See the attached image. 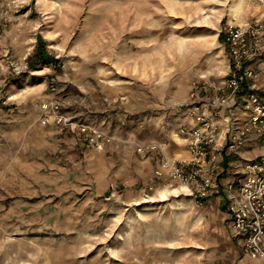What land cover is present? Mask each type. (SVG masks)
Wrapping results in <instances>:
<instances>
[{
  "label": "rangeland",
  "instance_id": "1",
  "mask_svg": "<svg viewBox=\"0 0 264 264\" xmlns=\"http://www.w3.org/2000/svg\"><path fill=\"white\" fill-rule=\"evenodd\" d=\"M237 5L263 9L246 0H0V264H243L224 199H198L162 167L187 150L193 82L203 71L224 79L207 70H222ZM40 39L55 60L31 66ZM139 57L160 58L157 76L140 72ZM56 103L73 124L55 122ZM75 122L111 142L88 144ZM145 143L160 154L140 155Z\"/></svg>",
  "mask_w": 264,
  "mask_h": 264
},
{
  "label": "built area",
  "instance_id": "2",
  "mask_svg": "<svg viewBox=\"0 0 264 264\" xmlns=\"http://www.w3.org/2000/svg\"><path fill=\"white\" fill-rule=\"evenodd\" d=\"M263 6L259 17L245 24H228L223 41L229 56V72L221 83L201 77L194 81L185 111L192 126L184 135L187 157L164 158L162 167L191 189L198 199H224L233 239L242 253L264 264V78L254 64L264 54V0H246ZM55 122L74 123L54 104ZM76 129L92 146L111 142L101 128L76 123ZM222 132H224L222 134ZM249 143L262 148L246 161L243 176L223 182L227 156L238 154ZM146 157L160 154L159 145H137Z\"/></svg>",
  "mask_w": 264,
  "mask_h": 264
},
{
  "label": "crops",
  "instance_id": "3",
  "mask_svg": "<svg viewBox=\"0 0 264 264\" xmlns=\"http://www.w3.org/2000/svg\"><path fill=\"white\" fill-rule=\"evenodd\" d=\"M243 1L245 2V0H243ZM262 11H263V9L260 12L252 11V12L249 13L244 6L240 7V6L237 5L234 8L233 15L229 18V23L230 24H245V23L253 20L254 18L259 17V15L261 14ZM221 52L222 51H220L219 54H221ZM222 54H223V57H225V59L222 60V63H223L222 67H221L222 70H218V69H220L218 67H213V70H207V71L210 72V73H213V74H220L221 73V74H223L222 75V79H223V77L225 78L226 75L229 72V64L230 63H229L228 52H224ZM261 57H262V59L257 61L254 64V66L256 68H258V70H260L262 75L264 76V54ZM139 58H140V60H139L140 72L143 75H145V76L147 74L149 76H152V77L153 76H157L158 69L160 68V66L158 65V63L160 61V58L159 57H139ZM212 58L213 57H210V61L208 60L209 67H210V65H212V61H215V60H212ZM184 59L189 61L190 57H184ZM187 61H185V62H187ZM192 72H193V74H195L194 71H192ZM203 72H204L203 75L202 74L198 75L199 79L201 77H205L206 78V73H205V71H203ZM222 81L223 80H221L220 83ZM215 82L217 83V81H215ZM260 83L262 85H264V78H262L260 80ZM188 122H189V127L192 126V122H191L189 116H188ZM73 129H75V127H73ZM223 133L224 132H222V134ZM261 150H262V148L259 147L258 145H256L255 143H249L238 154H233V155L227 156L226 160H225V163H224L225 172L223 174L224 177L222 178L223 182L225 183V182H228L230 180L238 179V177L243 176V174L241 172H244L245 169H244L243 163L242 162L239 163L238 159H244L245 162H246L247 160H250V159L256 157L260 153ZM181 155H183L184 157H187L188 156V151L186 150V152L179 153V156H181ZM249 155H253V156L252 157H247ZM230 169L231 170H235L236 169V171H235V173H233V176H230L227 179L225 177V173H228L230 171ZM224 180H226V181H224ZM224 209H225V204H224ZM225 212H226V215H227V220L229 221V216L227 214L226 209H225ZM229 227H230V222H229ZM230 230H231V228H230ZM243 264H262V261L251 259V258H249L248 256L245 255V258L243 260Z\"/></svg>",
  "mask_w": 264,
  "mask_h": 264
},
{
  "label": "trees",
  "instance_id": "4",
  "mask_svg": "<svg viewBox=\"0 0 264 264\" xmlns=\"http://www.w3.org/2000/svg\"><path fill=\"white\" fill-rule=\"evenodd\" d=\"M55 60L53 57H50L47 55V53L45 52L42 40L40 39V44H39V49L36 52V57H32L30 58V65L34 66L39 62H51Z\"/></svg>",
  "mask_w": 264,
  "mask_h": 264
},
{
  "label": "bare ground",
  "instance_id": "5",
  "mask_svg": "<svg viewBox=\"0 0 264 264\" xmlns=\"http://www.w3.org/2000/svg\"><path fill=\"white\" fill-rule=\"evenodd\" d=\"M164 192V191H163ZM168 192V191H167ZM164 194V193H163Z\"/></svg>",
  "mask_w": 264,
  "mask_h": 264
}]
</instances>
